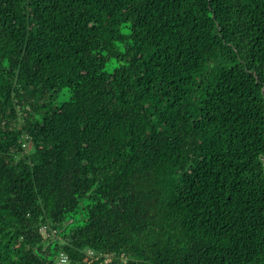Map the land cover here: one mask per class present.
<instances>
[{
    "label": "trees",
    "instance_id": "1",
    "mask_svg": "<svg viewBox=\"0 0 264 264\" xmlns=\"http://www.w3.org/2000/svg\"><path fill=\"white\" fill-rule=\"evenodd\" d=\"M61 255L264 264V0H0V264Z\"/></svg>",
    "mask_w": 264,
    "mask_h": 264
},
{
    "label": "rangeland",
    "instance_id": "2",
    "mask_svg": "<svg viewBox=\"0 0 264 264\" xmlns=\"http://www.w3.org/2000/svg\"><path fill=\"white\" fill-rule=\"evenodd\" d=\"M70 100V93L67 89H65L63 92H62V95L59 97L58 101H57V105L59 104H62L64 102H67ZM79 216H77L78 218Z\"/></svg>",
    "mask_w": 264,
    "mask_h": 264
},
{
    "label": "built area",
    "instance_id": "3",
    "mask_svg": "<svg viewBox=\"0 0 264 264\" xmlns=\"http://www.w3.org/2000/svg\"><path fill=\"white\" fill-rule=\"evenodd\" d=\"M24 146H25V144H24ZM91 254H93V253H91ZM57 264H68L67 256L61 255V259H60V261Z\"/></svg>",
    "mask_w": 264,
    "mask_h": 264
}]
</instances>
